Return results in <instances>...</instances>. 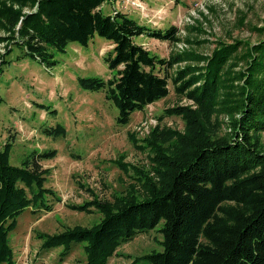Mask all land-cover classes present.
<instances>
[{
  "label": "trees",
  "instance_id": "1",
  "mask_svg": "<svg viewBox=\"0 0 264 264\" xmlns=\"http://www.w3.org/2000/svg\"><path fill=\"white\" fill-rule=\"evenodd\" d=\"M104 2L0 0V17L11 32L0 35V41L12 37L28 53L43 59L49 46L64 50L71 41L88 44L95 33L107 37L113 47L105 59L115 71L113 77L83 78V84L106 88L107 96L120 108L119 121L126 123L134 110L169 94L170 69L181 59L180 54L161 56L136 37L177 40L179 29L140 23L121 10L105 12ZM26 5L30 9L24 11ZM233 50L235 44L215 49L199 72L191 66L179 69L174 77L176 90H187L203 112H210ZM249 53L247 70L239 73L244 80L240 114L231 119L227 135L213 134L190 106L169 108L184 115L187 130L169 131L168 143H157L160 178L148 180V194L119 195L113 202L94 200L92 204L104 214L98 223L43 233L41 251L63 245V259L84 242L86 258L79 264H108L121 243L163 220V249L135 256L132 263L143 259L153 264H264V144L260 134L264 81L257 75L264 71V39L252 45ZM56 153V149L36 152L25 165L17 166L9 163L8 150L0 151V264H17L9 243L17 215L30 205L51 207L46 195L55 192L44 185L48 170L41 159Z\"/></svg>",
  "mask_w": 264,
  "mask_h": 264
},
{
  "label": "rangeland",
  "instance_id": "2",
  "mask_svg": "<svg viewBox=\"0 0 264 264\" xmlns=\"http://www.w3.org/2000/svg\"><path fill=\"white\" fill-rule=\"evenodd\" d=\"M102 7L109 13L121 10L153 27L176 25L177 40L148 35L136 39L161 56L180 54L181 59L170 69L169 94L134 110L123 123L106 88L83 84V78L113 77L115 71L105 59L113 47L110 39L95 33L88 44L71 41L64 50L49 46L43 59L12 37L0 41V151L8 150L10 164L23 166L36 152L57 150L41 159L48 170L44 185L56 193L46 195L51 207L30 205L17 215L9 232L17 264L85 260L84 242L60 259L63 245L41 251V234L98 223L104 214L92 204L94 200L113 202L119 195L148 194V180L160 178L157 143L167 144L169 131L187 130L184 115L169 108L190 106L213 134L227 135L242 106L244 80L239 73L247 70L252 45L264 39V0H105ZM29 9L26 5L23 10ZM5 22L0 17L2 36L11 33ZM224 44H235L236 50L228 54L223 67L217 101L210 112H203L187 90H176L174 77L185 66L201 71ZM257 75L263 82L264 71ZM260 134L264 144V129ZM163 223L121 243L108 264H153L132 261L163 249Z\"/></svg>",
  "mask_w": 264,
  "mask_h": 264
}]
</instances>
